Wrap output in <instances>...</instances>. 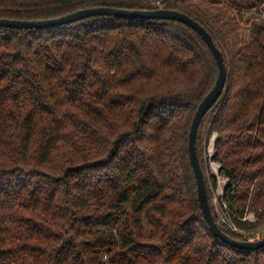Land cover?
<instances>
[{"label":"trees","instance_id":"16d2710c","mask_svg":"<svg viewBox=\"0 0 264 264\" xmlns=\"http://www.w3.org/2000/svg\"><path fill=\"white\" fill-rule=\"evenodd\" d=\"M99 6L178 10L211 33L228 77L196 139L209 203L218 222L203 151L216 131L234 220L260 227L264 0H0V18ZM218 73L204 39L178 20L0 26V264H264V247L212 233L197 196L189 133ZM251 208L257 222L237 220ZM218 223L238 240L262 237Z\"/></svg>","mask_w":264,"mask_h":264},{"label":"water","instance_id":"95a60500","mask_svg":"<svg viewBox=\"0 0 264 264\" xmlns=\"http://www.w3.org/2000/svg\"><path fill=\"white\" fill-rule=\"evenodd\" d=\"M97 15H114L117 17L124 18H152L178 20L192 27L207 43L218 64L219 73L213 88L199 104L198 109L193 117L189 133L188 150L191 165L193 167L194 174L196 177L198 200L200 202L202 213L206 222L209 225L210 230L216 237L220 238L223 242L233 247L246 250H258L264 247V236L255 240H238L232 238L230 235L224 232L220 227L219 223L215 220L212 213L211 205L209 203L204 172L196 150V139L199 126L203 120L204 115L214 105V103L219 99V97L223 93L228 77V69L225 63L223 52L216 45L211 33L199 21L190 17L187 13L168 8L125 9L110 6H99L83 8L60 17L42 20L0 18V26L19 29L53 27Z\"/></svg>","mask_w":264,"mask_h":264},{"label":"rangeland","instance_id":"374dc122","mask_svg":"<svg viewBox=\"0 0 264 264\" xmlns=\"http://www.w3.org/2000/svg\"><path fill=\"white\" fill-rule=\"evenodd\" d=\"M251 25L242 26L243 30L244 28L250 29ZM248 31V30H247ZM218 133L215 131L212 133V135L207 139L204 138V160H205V166L208 173V177L210 180V193L212 198V206L214 209L215 214L218 216L222 213V210L225 208L224 206L227 204L229 207V203L224 198V191L225 186L228 181V178L224 176L221 172V164L218 161L213 160V155L215 154V141L217 139ZM216 177L217 184L216 186L213 185V177ZM231 216L233 217V213L230 208ZM234 218V217H233ZM241 219L242 221H248V222H257L258 221V214L257 212L251 208L248 209L244 215L240 216L237 215V220ZM243 229V228H242ZM244 230V229H243ZM244 233H248L250 236H263L264 235V224H261L260 227H258L255 230H244Z\"/></svg>","mask_w":264,"mask_h":264},{"label":"built area","instance_id":"2783aa9c","mask_svg":"<svg viewBox=\"0 0 264 264\" xmlns=\"http://www.w3.org/2000/svg\"><path fill=\"white\" fill-rule=\"evenodd\" d=\"M224 207L225 208L222 210V213L218 215V222L225 225L228 229L243 233L244 230L241 229V227L236 223L234 218L231 216L229 206L226 204Z\"/></svg>","mask_w":264,"mask_h":264}]
</instances>
